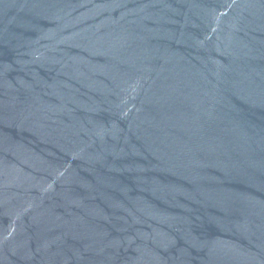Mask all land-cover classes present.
<instances>
[{
  "label": "water",
  "instance_id": "water-1",
  "mask_svg": "<svg viewBox=\"0 0 264 264\" xmlns=\"http://www.w3.org/2000/svg\"><path fill=\"white\" fill-rule=\"evenodd\" d=\"M0 264H264V0H0Z\"/></svg>",
  "mask_w": 264,
  "mask_h": 264
}]
</instances>
